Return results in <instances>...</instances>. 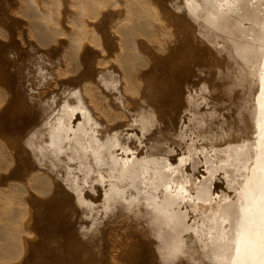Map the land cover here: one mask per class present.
I'll use <instances>...</instances> for the list:
<instances>
[{
	"label": "rangeland",
	"instance_id": "374dc122",
	"mask_svg": "<svg viewBox=\"0 0 264 264\" xmlns=\"http://www.w3.org/2000/svg\"><path fill=\"white\" fill-rule=\"evenodd\" d=\"M43 1L56 24L64 19L69 23L68 0ZM169 1L158 3L170 10L166 4ZM30 3L0 0V73L4 70L16 78L15 90L5 86L10 97L39 98L42 103L51 97L53 106L37 119L30 110H17L15 104L9 105L10 117L0 115L2 123L14 119L20 126V130L13 128L12 134L4 136L14 157L12 166L18 169L14 179L17 193L8 200L22 206L23 215H14L12 220L23 223L29 238L23 254L7 264L22 260L23 264H156L168 245L160 233L153 231L146 215H164L172 227H183L184 236L194 241L206 240L204 233L219 235L220 240L230 237L233 225L226 210L237 206L241 178L253 159L248 157L250 146L228 135L227 118L235 121L232 108L228 116L218 117L215 108L219 101L214 94L207 99L201 96L207 91L203 81L191 79L185 85L179 72L171 87L169 73L161 65L162 69L152 70V97L142 101L143 112L135 111L137 104L131 94L121 90L124 85L131 89L129 78L100 71L91 76L90 83L101 91L102 102H109L112 112L128 114H122L120 118L125 120L119 124L106 122L103 132L95 135L90 106L80 104L76 87L65 81L73 77L72 71L56 63L52 66L54 73H41L40 69L49 65L44 58L45 48L29 34L28 18L23 12ZM203 4L211 17L225 12L235 17L237 28L243 22L238 18V0H203ZM209 27L216 46L229 44L241 61L263 51L264 27L248 26L235 34ZM193 44L198 47L196 42ZM206 50L200 49V54ZM156 53L153 50L149 54L153 58ZM188 60L192 71L197 70L196 58ZM114 70L111 68L112 73ZM63 71L66 75H61ZM161 77H166L164 84H159ZM0 104V109L6 110L9 99L0 100ZM49 118L55 126H61L57 137L44 127ZM231 127L236 132L234 123ZM25 128L37 133L28 139L29 130L23 132ZM167 128L174 132L166 142L167 148L150 149L151 133ZM52 141L69 143L70 152L54 156L53 148L48 146ZM38 143L45 144L44 151L32 146ZM36 172L47 176L48 190L33 183L30 174ZM208 178L211 182L206 186ZM208 186L216 188L215 194L200 197L198 192ZM113 194H118L122 203L118 200L117 205L111 198ZM58 197L60 201H55ZM236 209L234 214H238ZM176 264L189 263L179 259Z\"/></svg>",
	"mask_w": 264,
	"mask_h": 264
},
{
	"label": "bare ground",
	"instance_id": "6f19581e",
	"mask_svg": "<svg viewBox=\"0 0 264 264\" xmlns=\"http://www.w3.org/2000/svg\"><path fill=\"white\" fill-rule=\"evenodd\" d=\"M68 1V7L71 5L69 23L63 18L65 21L56 24L43 0H31L23 13L28 18L30 36L45 48L44 58L49 68L42 67L41 73L47 72V76L49 72L54 73L52 66L56 63H62L66 66L65 70L67 68L72 71L73 77L65 78V81L76 87L80 104L90 106L88 112L95 135L102 133L107 123L116 121L115 124H119L124 121L125 118L120 117L122 114L126 117L128 113L112 112L111 104L102 102V97H99L101 91L90 83L91 76L100 71L116 77L117 74L127 76L131 81V89L124 85L121 90L131 94L137 104L134 110L143 112L145 108L141 107L142 101L144 98L150 99L154 93L152 70L157 67L162 69L163 65L169 73L168 84L171 87L175 85L173 78L179 72L183 74L181 80L185 85L191 79L203 81L207 91L201 96L207 99L214 94L219 101L215 108L218 117L228 116L232 108L235 121L231 122L233 119L227 118L225 126L229 130L228 135L237 137L252 150L248 157L253 159L247 165L245 176L241 178L238 204L233 205L238 209V214H234L233 206L226 210V216L233 225L230 237L228 235L227 239L220 240L219 235L204 233L206 240L202 238L194 241L184 236L183 227H172L170 219L166 220L164 215H146L153 231L160 233L168 245L166 254L156 264H176L179 259L189 264H264V40L262 53L241 61L229 44L221 48L216 46L215 34L209 27L227 29L231 34L248 26L264 27V0H238V8L241 9L238 18L243 19V22L248 21L246 24L239 23L238 28L235 17L225 12L211 17L203 0H171L166 2L170 10L158 3V0ZM63 10L66 9L63 7ZM245 42L248 43L247 40ZM203 48L207 50L200 54L199 50ZM153 50L157 53L152 58L149 53ZM191 56L197 60L198 68L195 71H192L191 61L188 60ZM113 67L116 70L112 73ZM3 71L0 73V100L8 98L9 104L6 110L0 109V115L10 117L12 113L10 116L7 113L13 104L20 112L30 110L35 119L47 108H52L51 97L45 98L44 103L39 98L30 97L29 100L28 97H10L12 94H8L5 86L15 90L18 84L14 75ZM166 77H161L159 84H164L163 79ZM8 120L6 124L0 121V264L18 259L29 240L23 223L12 220L14 215H23L22 206H16L8 200L10 195L17 193L14 191V179L18 169L12 166L14 157L4 136L12 134L13 128L20 130L16 120ZM26 120L32 121L31 118ZM52 121L47 119L44 127L50 129L53 137H57L61 126H55ZM231 123H234L236 132L232 131ZM26 130L29 129L25 128L23 132ZM36 133L35 130H29L27 138L31 139L32 134ZM172 135L174 132L170 128L154 130L149 138L150 149L167 148L166 142ZM32 146L44 148L45 144ZM48 146L53 148L52 153L56 157L64 151L70 152L69 143L62 145L52 141ZM104 152L109 161L108 151ZM30 178L36 185L40 184L43 190H48L50 183L45 174L31 173ZM209 182L210 178L204 183L207 186ZM215 190L208 186L207 190L199 191L198 194L208 198L215 194ZM111 198L117 205L118 200L122 203L118 194L111 195ZM55 201H60V197Z\"/></svg>",
	"mask_w": 264,
	"mask_h": 264
}]
</instances>
